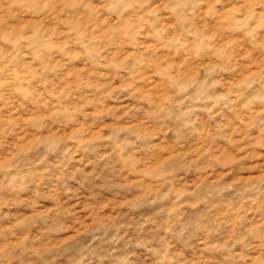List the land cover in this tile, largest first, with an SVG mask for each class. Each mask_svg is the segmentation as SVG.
Listing matches in <instances>:
<instances>
[{"label": "rangeland", "instance_id": "rangeland-1", "mask_svg": "<svg viewBox=\"0 0 264 264\" xmlns=\"http://www.w3.org/2000/svg\"><path fill=\"white\" fill-rule=\"evenodd\" d=\"M0 264H264V0H0Z\"/></svg>", "mask_w": 264, "mask_h": 264}]
</instances>
